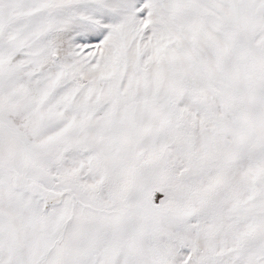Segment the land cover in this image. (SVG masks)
I'll use <instances>...</instances> for the list:
<instances>
[{"label":"snow or ice","instance_id":"snow-or-ice-1","mask_svg":"<svg viewBox=\"0 0 264 264\" xmlns=\"http://www.w3.org/2000/svg\"><path fill=\"white\" fill-rule=\"evenodd\" d=\"M0 264H264V0H0Z\"/></svg>","mask_w":264,"mask_h":264}]
</instances>
